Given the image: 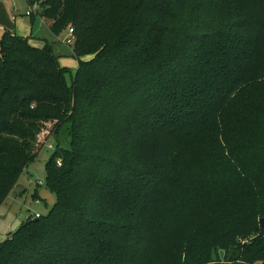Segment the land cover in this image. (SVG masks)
<instances>
[{
	"label": "trees",
	"instance_id": "1",
	"mask_svg": "<svg viewBox=\"0 0 264 264\" xmlns=\"http://www.w3.org/2000/svg\"><path fill=\"white\" fill-rule=\"evenodd\" d=\"M34 1L78 67L0 32V206L51 140L56 196L0 264H264V0Z\"/></svg>",
	"mask_w": 264,
	"mask_h": 264
},
{
	"label": "rangeland",
	"instance_id": "2",
	"mask_svg": "<svg viewBox=\"0 0 264 264\" xmlns=\"http://www.w3.org/2000/svg\"><path fill=\"white\" fill-rule=\"evenodd\" d=\"M28 6L27 0H0V32L8 29L18 33L15 29L17 26L22 33L21 36L47 38L59 55L60 64L74 74L78 67V59L73 56L72 46L64 41L68 31L58 36L53 34L39 16L26 14ZM68 80L70 81V75ZM51 145L55 146L52 140L40 151L37 159L29 164L20 176L18 185L0 206V241L15 231L30 214L36 217H39L37 214L45 215L55 203V194L45 185V163L53 151ZM257 227L261 230L259 224Z\"/></svg>",
	"mask_w": 264,
	"mask_h": 264
},
{
	"label": "crops",
	"instance_id": "3",
	"mask_svg": "<svg viewBox=\"0 0 264 264\" xmlns=\"http://www.w3.org/2000/svg\"><path fill=\"white\" fill-rule=\"evenodd\" d=\"M27 3L29 4V6H28V9H29V7H30V5H31V2H30V0H27ZM30 16H39L43 21H44V23L46 24V26H47V28L49 29V31L50 32H52L51 30H50V27H49V23H48V21L45 19V18H43L42 16H40L39 14H38V12L36 11V13H32V14H30ZM17 31H18V33L16 32V31H14V32H16L18 35H20V34H22L21 32H20V30L18 29V27L16 26V28H15ZM13 31V30H12ZM26 32V31H25ZM53 33V32H52ZM54 34V33H53ZM56 35V34H55ZM26 36H27V34H26ZM58 36V35H57ZM29 38V41L32 43V44H34V45H37V46H43L45 43H49V41H48V39L47 38H40V37H28Z\"/></svg>",
	"mask_w": 264,
	"mask_h": 264
},
{
	"label": "built area",
	"instance_id": "4",
	"mask_svg": "<svg viewBox=\"0 0 264 264\" xmlns=\"http://www.w3.org/2000/svg\"><path fill=\"white\" fill-rule=\"evenodd\" d=\"M38 6H39L38 5V1H34L33 3H31V5H30L29 9L27 10L26 14L27 15H30L32 13H36V11L38 10ZM74 40H75L74 28L73 27H70L68 29V35L66 36V38L64 39V41H65V43L67 45H72L74 43ZM37 216H40V214H37Z\"/></svg>",
	"mask_w": 264,
	"mask_h": 264
},
{
	"label": "water",
	"instance_id": "5",
	"mask_svg": "<svg viewBox=\"0 0 264 264\" xmlns=\"http://www.w3.org/2000/svg\"><path fill=\"white\" fill-rule=\"evenodd\" d=\"M260 224H261L262 228L264 229V217H262V218L260 219Z\"/></svg>",
	"mask_w": 264,
	"mask_h": 264
}]
</instances>
